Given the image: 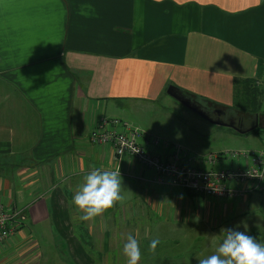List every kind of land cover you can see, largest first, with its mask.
Masks as SVG:
<instances>
[{"label":"crops","instance_id":"obj_1","mask_svg":"<svg viewBox=\"0 0 264 264\" xmlns=\"http://www.w3.org/2000/svg\"><path fill=\"white\" fill-rule=\"evenodd\" d=\"M261 80L264 0H0V203L23 222L0 246V264H41L42 253L59 252L62 264H112L129 234L140 246L155 223L171 220L190 230L184 237L203 230L206 248L222 229L264 242V185L242 199L199 195L130 156L120 200L90 220L73 203L90 171L117 168L114 148L90 141L112 102L156 104L144 108L181 112L193 125L191 109L168 90L181 92L258 122L237 133L260 134L264 111L230 110L242 109L237 91ZM170 133L176 142L179 130ZM197 160L204 169L248 165L224 152ZM203 254L179 263L199 264Z\"/></svg>","mask_w":264,"mask_h":264},{"label":"rangeland","instance_id":"obj_2","mask_svg":"<svg viewBox=\"0 0 264 264\" xmlns=\"http://www.w3.org/2000/svg\"><path fill=\"white\" fill-rule=\"evenodd\" d=\"M111 105L113 106L114 111L112 114L108 113L107 118L121 119L124 122H128L129 124L140 128L145 131V133H147V130V137L151 135L171 139L170 132L172 129L173 131L175 128L178 129L181 140H178L179 136L177 135L178 137H175V139H177L176 142H179L182 146H184L185 150H187L191 157L194 158L206 159L212 153L222 154L224 152L225 154L226 152L231 151L252 152L264 150V128L259 129L260 134L252 131L249 135H243L237 133L230 127L221 125L218 126L205 121L204 119V121H201V117L192 110L187 112L194 119L192 120L193 125H191V119L184 116L181 112L175 113L174 111V113H172L173 111L169 110L157 112L155 111L158 110L157 108H144L145 106H154L156 104H144L141 108H139V104H115L112 102ZM160 105L162 107L167 104ZM259 111H264V105H261ZM230 112L235 114H249V112H243L238 108H233ZM195 153L199 154V156ZM241 158L242 157H239L238 159L241 160ZM235 168L236 167L233 166L231 169ZM160 225L162 226L159 227ZM189 231V229H186V233H184L185 228L180 227L179 224L176 225L173 220L155 223L154 229H151L152 237L140 240L141 262L139 264H182L179 263L181 260L186 258L189 259L193 255L196 257L202 252L204 253L203 255L206 253L207 255H210L214 250L212 249L213 241L218 242L224 235V233L221 234L219 232L212 233L213 241L210 242L206 248V236H204L205 233L203 230H193L188 237H184V235ZM153 239H158L159 241L155 250H151L149 248V244ZM39 241L41 242L40 238ZM49 242H51V240ZM56 248L61 249L58 245ZM211 249L212 251L209 252ZM52 255L54 257L49 259L46 257V254L43 255L42 253L43 261H41V264H56L55 257L58 258V264H62L60 259L63 256L60 252L59 255H54V253ZM114 257L126 258L124 253L113 252L111 254L112 264H122L118 261L116 262L115 260L117 258Z\"/></svg>","mask_w":264,"mask_h":264},{"label":"built area","instance_id":"obj_3","mask_svg":"<svg viewBox=\"0 0 264 264\" xmlns=\"http://www.w3.org/2000/svg\"><path fill=\"white\" fill-rule=\"evenodd\" d=\"M264 88V80L257 83ZM144 132L140 128L118 118L102 120L90 134V141L97 145H110L118 158L114 171L122 175L125 157L157 170L172 186L209 197L242 199L252 190H261L264 185V150L252 152H226L231 159L242 157L248 160L243 169H204L180 144L162 143L151 138L144 144ZM149 141V140H148ZM172 150L168 156L167 151ZM251 181H255L252 185ZM252 185V186H250ZM21 226V214L17 209H8L0 203V246L14 237Z\"/></svg>","mask_w":264,"mask_h":264},{"label":"clouds","instance_id":"obj_4","mask_svg":"<svg viewBox=\"0 0 264 264\" xmlns=\"http://www.w3.org/2000/svg\"><path fill=\"white\" fill-rule=\"evenodd\" d=\"M120 172L94 169L85 176V182L73 197V203L83 212L82 220H90L114 202L120 200ZM223 238L218 243L213 241V252L207 257L199 258V264H264V242L257 241L245 232L234 229H222ZM158 239H153L149 248L155 250ZM123 252L127 264H138L141 251L138 240L131 234L127 236Z\"/></svg>","mask_w":264,"mask_h":264},{"label":"water","instance_id":"obj_5","mask_svg":"<svg viewBox=\"0 0 264 264\" xmlns=\"http://www.w3.org/2000/svg\"><path fill=\"white\" fill-rule=\"evenodd\" d=\"M168 92L169 94H171V96L176 98L178 101L186 105L189 109L196 112L198 115L211 122L212 124L227 126L237 130L240 133H246L259 126L258 122L252 125V122L249 119H238L232 114H227L226 111L222 108H216L209 113L204 109L206 106L205 104H202L199 101H192L189 97L184 96L181 92L175 93L173 91L171 92V90H168ZM238 120H241V126H239ZM260 127L263 126L260 125Z\"/></svg>","mask_w":264,"mask_h":264},{"label":"trees","instance_id":"obj_6","mask_svg":"<svg viewBox=\"0 0 264 264\" xmlns=\"http://www.w3.org/2000/svg\"><path fill=\"white\" fill-rule=\"evenodd\" d=\"M249 84L250 85L246 88H249V87L250 88L247 90H246V88H245V90H242V94L241 93L238 94V91L236 92V95H237L236 106L241 107L242 109H240V110H242L243 112L244 111L249 112V115L260 116L261 111H259V110L261 108V105H264L263 104V102H264V88L262 86H258L256 82L254 84H251V83H249ZM237 90H239V89H237ZM244 93H245V95H244ZM238 96H239V101H238ZM243 96H244L245 100L247 99L246 101L244 100V102H243V100H241L243 98ZM190 97H193V96L191 95ZM240 100H241V102H240ZM238 102H240V103H238ZM144 134L146 135L145 132H144ZM147 138H148L149 142H150L151 138H158L161 140L162 143L169 142L171 145L179 144V143L172 141V140H169L167 138L165 139L164 137H157V136H151L150 135ZM182 147L185 149L184 146H182ZM168 154H169V152L167 151V156H168ZM195 194H197V193H195ZM21 223H23L22 220H21Z\"/></svg>","mask_w":264,"mask_h":264},{"label":"flooded vegetation","instance_id":"obj_7","mask_svg":"<svg viewBox=\"0 0 264 264\" xmlns=\"http://www.w3.org/2000/svg\"><path fill=\"white\" fill-rule=\"evenodd\" d=\"M216 108H219V107H216V106H208V107H205L204 109L207 111V112H211V111H213L214 109H216ZM224 110V109H223ZM225 111H226V113L227 114H229V112H228V110L227 109H225Z\"/></svg>","mask_w":264,"mask_h":264}]
</instances>
